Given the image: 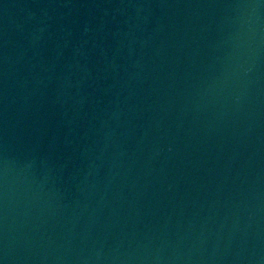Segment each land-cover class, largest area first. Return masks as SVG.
I'll return each mask as SVG.
<instances>
[{
    "label": "water",
    "instance_id": "1",
    "mask_svg": "<svg viewBox=\"0 0 264 264\" xmlns=\"http://www.w3.org/2000/svg\"><path fill=\"white\" fill-rule=\"evenodd\" d=\"M0 264H264V0H0Z\"/></svg>",
    "mask_w": 264,
    "mask_h": 264
}]
</instances>
